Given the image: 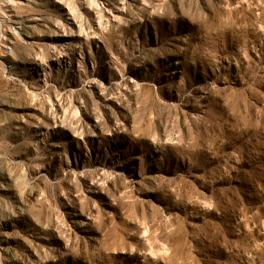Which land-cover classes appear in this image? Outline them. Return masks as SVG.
<instances>
[{
  "label": "rangeland",
  "instance_id": "1",
  "mask_svg": "<svg viewBox=\"0 0 264 264\" xmlns=\"http://www.w3.org/2000/svg\"><path fill=\"white\" fill-rule=\"evenodd\" d=\"M0 264H264V0H0Z\"/></svg>",
  "mask_w": 264,
  "mask_h": 264
}]
</instances>
